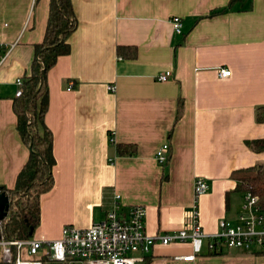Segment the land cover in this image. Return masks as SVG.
<instances>
[{
  "label": "crops",
  "instance_id": "1",
  "mask_svg": "<svg viewBox=\"0 0 264 264\" xmlns=\"http://www.w3.org/2000/svg\"><path fill=\"white\" fill-rule=\"evenodd\" d=\"M71 3L77 26L69 54L47 73L53 187L40 199L30 240L50 243L65 226L103 221L116 195L124 211L145 207L149 237L189 229L194 180L203 178L202 252L184 262L177 258L192 253L189 243L157 244L145 264H264L255 251L209 250L220 221L235 223L243 206L245 192L235 191L231 174L264 162V152L246 145L264 140V124L255 120L264 106V0ZM48 10L49 0H0V187L7 189L29 156L16 130L17 81L30 71ZM173 17L181 19V35ZM220 68L231 76L219 79ZM165 72L168 81L158 82ZM165 144L162 166L156 152ZM117 145H134L136 154L118 156Z\"/></svg>",
  "mask_w": 264,
  "mask_h": 264
},
{
  "label": "built area",
  "instance_id": "2",
  "mask_svg": "<svg viewBox=\"0 0 264 264\" xmlns=\"http://www.w3.org/2000/svg\"><path fill=\"white\" fill-rule=\"evenodd\" d=\"M171 24L174 33L181 35V19L173 17ZM4 59V56H0V66ZM217 74L219 79L225 80L231 76V71L220 68ZM170 76V72H165L157 77V81L165 83ZM17 86L16 97H20L21 80L17 81ZM108 90L113 92L114 87H108ZM168 153L167 144L156 152V160L160 165L167 163ZM207 191L206 180L196 178L193 184L195 204L189 229L149 237L145 234V207L135 205L124 211L118 203L120 197L116 195L113 208L103 221L87 229L65 226L60 238L50 243L38 240L7 241L0 233V264H145L155 245L182 243H189L192 253L177 259L192 262L202 252L207 238L199 224L197 210L198 199ZM221 247L264 254V210L260 208L257 197L250 192L244 194L243 206L236 222L221 220L219 232L211 237L209 250L216 252ZM23 251H26L29 260L23 259Z\"/></svg>",
  "mask_w": 264,
  "mask_h": 264
},
{
  "label": "trees",
  "instance_id": "3",
  "mask_svg": "<svg viewBox=\"0 0 264 264\" xmlns=\"http://www.w3.org/2000/svg\"><path fill=\"white\" fill-rule=\"evenodd\" d=\"M237 1L230 0V5ZM226 10L214 11L210 16ZM76 26L71 0H49L43 41L35 45L30 71L21 79V96L13 101L16 130L28 148L29 156L16 178L14 188L0 187V193L8 198L9 203L7 216L0 225V233L7 241H28L32 238L39 225L40 199L53 187V137L44 123L48 108L47 73L60 56L69 54L68 40ZM255 120L258 124H264V106L256 109ZM246 145L253 152H264V140L246 142ZM116 151L118 156L131 157L136 154V147L117 145ZM230 178L236 182V192H250L257 197L260 208L264 210V162L237 170Z\"/></svg>",
  "mask_w": 264,
  "mask_h": 264
},
{
  "label": "water",
  "instance_id": "4",
  "mask_svg": "<svg viewBox=\"0 0 264 264\" xmlns=\"http://www.w3.org/2000/svg\"><path fill=\"white\" fill-rule=\"evenodd\" d=\"M9 208L8 198L0 193V223L6 218ZM1 239V235H0Z\"/></svg>",
  "mask_w": 264,
  "mask_h": 264
},
{
  "label": "rangeland",
  "instance_id": "5",
  "mask_svg": "<svg viewBox=\"0 0 264 264\" xmlns=\"http://www.w3.org/2000/svg\"><path fill=\"white\" fill-rule=\"evenodd\" d=\"M22 254H23V259H25V258H24V257H25V256H24V251H23V253H22Z\"/></svg>",
  "mask_w": 264,
  "mask_h": 264
}]
</instances>
